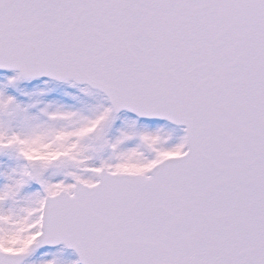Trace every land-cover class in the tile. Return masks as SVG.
<instances>
[{"label":"snow or ice","instance_id":"6c2138e0","mask_svg":"<svg viewBox=\"0 0 264 264\" xmlns=\"http://www.w3.org/2000/svg\"><path fill=\"white\" fill-rule=\"evenodd\" d=\"M0 264H264V0H0Z\"/></svg>","mask_w":264,"mask_h":264}]
</instances>
